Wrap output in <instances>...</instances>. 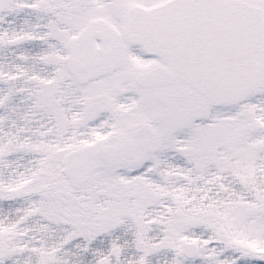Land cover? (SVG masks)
I'll return each instance as SVG.
<instances>
[{
    "label": "snow or ice",
    "instance_id": "snow-or-ice-1",
    "mask_svg": "<svg viewBox=\"0 0 264 264\" xmlns=\"http://www.w3.org/2000/svg\"><path fill=\"white\" fill-rule=\"evenodd\" d=\"M0 264H264V0H0Z\"/></svg>",
    "mask_w": 264,
    "mask_h": 264
}]
</instances>
